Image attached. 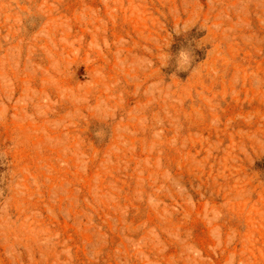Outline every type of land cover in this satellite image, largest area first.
I'll list each match as a JSON object with an SVG mask.
<instances>
[{"label": "rangeland", "instance_id": "rangeland-1", "mask_svg": "<svg viewBox=\"0 0 264 264\" xmlns=\"http://www.w3.org/2000/svg\"><path fill=\"white\" fill-rule=\"evenodd\" d=\"M0 264H264V0H0Z\"/></svg>", "mask_w": 264, "mask_h": 264}, {"label": "clouds", "instance_id": "clouds-1", "mask_svg": "<svg viewBox=\"0 0 264 264\" xmlns=\"http://www.w3.org/2000/svg\"><path fill=\"white\" fill-rule=\"evenodd\" d=\"M177 34L187 31L188 28L184 27H178L174 29ZM170 59V56L167 57V60ZM192 54L189 50L187 49H181L176 56V70L179 71H188L190 68H192ZM167 65V64H166ZM165 65V66H166ZM101 133H97V135H100Z\"/></svg>", "mask_w": 264, "mask_h": 264}]
</instances>
